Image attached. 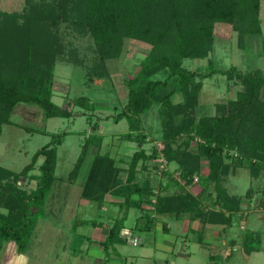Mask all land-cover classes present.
Returning a JSON list of instances; mask_svg holds the SVG:
<instances>
[{"label":"trees","instance_id":"1","mask_svg":"<svg viewBox=\"0 0 264 264\" xmlns=\"http://www.w3.org/2000/svg\"><path fill=\"white\" fill-rule=\"evenodd\" d=\"M259 13L260 0H26L21 12L0 11V136L4 124H17L11 114L19 102L36 104L45 117L70 118L75 114L73 106L82 109L92 131L81 145L67 180L76 181L90 147H95L80 198L102 208L108 195L115 197L120 213L98 241L104 262L117 252V245L127 243L122 230L130 209L140 213L132 227L136 231L151 229L155 216L180 219L184 214L190 222L201 220L225 231L233 214L242 213V203L251 202L254 188L234 194L224 182L238 168H248L253 178L264 172V72L259 68H218L212 60L207 71L199 72L185 67L184 60L209 55L217 22L237 30L240 45L246 36L260 34ZM62 26L92 40L94 57L86 68L90 82L110 75L107 61L120 57L125 39L149 45L138 70L124 80L126 101L112 117L114 121L126 119L128 128L121 137L137 143L126 169L109 153L100 152L103 137L97 132V121L91 122L96 104L89 96L73 97L62 106L52 100L59 58L68 54L69 63L84 64L74 57V47L61 42ZM214 74L236 79L242 87L235 97L215 103L213 114L198 116L195 108L203 79ZM176 93L181 94V100L174 103ZM154 103L158 104L163 144L160 152L167 165L174 164L172 170L178 179L169 169L159 171L157 163H149L160 153L145 146L148 137L141 114ZM66 134H50L49 142L19 171L0 165V248L8 240L15 242L18 253L29 247L36 220L57 178V146ZM38 158V172L30 173ZM203 161L208 169L205 175L201 173ZM151 168L158 170L155 183L149 177ZM140 171L145 174L139 175ZM194 175L204 183L197 194L187 188L194 183ZM21 177L34 179L35 186H21ZM259 203L264 207V198ZM81 223L84 220L74 219V227ZM92 224L103 222L93 220ZM164 230L168 228L164 226ZM190 231L197 233L195 241L203 243L202 230L189 225ZM242 240L246 253L260 250L258 232L247 231ZM122 262L134 264L126 258Z\"/></svg>","mask_w":264,"mask_h":264},{"label":"rangeland","instance_id":"2","mask_svg":"<svg viewBox=\"0 0 264 264\" xmlns=\"http://www.w3.org/2000/svg\"><path fill=\"white\" fill-rule=\"evenodd\" d=\"M17 3L16 0L12 2L15 5ZM25 4L26 0L23 8ZM23 8L5 7L0 4V9L7 10L6 12H21ZM259 17L261 33L246 36L242 45L239 44L237 30L230 24L217 22L213 48L209 55L205 58L185 59L184 66L190 70L205 72L210 68L209 60H212L214 67L218 68L227 69L233 66L241 71L259 68L264 72V0H260ZM61 31V42L74 47V57L82 59L84 64L80 66L74 62L69 63L66 60L69 59L68 54L67 57L65 55L59 58L55 65L52 100L62 106L73 97L89 96L96 104L91 122L97 121V132L103 137L100 152L109 153L115 157L118 165L126 169L131 154L137 149V143L121 137L128 128L126 119L114 121L112 117L121 110L126 101L124 80L138 70L139 62L148 52L149 45L139 40L125 39L120 57L107 61L110 75L90 82L86 68L94 57L92 40L88 36L73 34L63 29V26ZM202 83L195 108L198 116L213 114L215 103L235 97L242 87L236 79H227L221 74L206 77ZM172 100L174 103L179 102L181 94L176 93ZM73 110L75 114L70 118L45 117L42 109L36 104L19 102L11 114V119L17 124H4L2 127L0 165L13 171H19L29 163L33 153L49 142L50 134L61 131H66L67 134L57 146V178L48 192L44 211L36 220L29 247L24 253H18L13 240L3 241L0 248V264H123L125 258L134 264H264V207L259 203L260 199L264 198V172L253 178L245 167L231 172L224 185L234 194L244 193L251 186L255 194L249 204L245 201L242 203V213L233 214L226 231L219 227H209L219 233L215 239L211 237L215 236L216 232L212 236L209 233L210 237L199 243L195 241L196 232L183 231L188 218L176 219L164 215L170 226L169 231L146 233L134 230L130 242L117 245V252L112 253L104 262V252L97 241L104 238L107 227L105 224L95 227L92 221L110 223L113 217L120 214L119 208L110 205L103 210L95 202L80 198L82 182L96 152L95 147H90L76 181L70 183L67 180L81 145L92 131L90 122L81 114L82 109L73 106ZM157 111L158 104L154 103L147 112L141 114L143 128L148 137L145 145L148 151L151 147L159 151L162 144ZM40 161L41 158H38L30 173L38 172L37 165ZM163 162L164 159L159 156L149 161L150 166L157 163L159 171ZM173 167L174 164H169L167 170L178 179V173L172 170ZM158 170L150 169L149 177L154 183L158 178ZM207 170V164L203 161L201 173L205 175ZM144 174V171L139 173ZM19 184L34 187L35 180L21 177ZM203 185V181L198 178L187 188L197 194ZM74 219L84 220V223L74 227ZM134 219L135 210L131 209L122 232L128 230ZM195 221H188V225L194 226ZM250 230L261 235L260 250L246 253L242 239L244 233ZM136 240H142L143 244L135 243ZM222 240L224 242L221 244ZM231 240H234V243H231ZM210 254L214 257L211 258Z\"/></svg>","mask_w":264,"mask_h":264},{"label":"crops","instance_id":"3","mask_svg":"<svg viewBox=\"0 0 264 264\" xmlns=\"http://www.w3.org/2000/svg\"><path fill=\"white\" fill-rule=\"evenodd\" d=\"M12 2H14L15 0H11ZM10 0H0V4H2L3 6H5V7H22L23 8V6H24V1L25 0H16V2L18 1V3L15 5V4H12V2H11ZM11 2V3H10ZM20 2H21V4H20ZM9 4H11V5H9ZM20 4V5H19ZM0 10H2V9H0ZM2 11H7V10H2ZM81 200H85V199H81ZM106 200H107V202L103 205V210L104 209H107V206H110V205H113V206H117L116 205V201L118 200L117 198H115V197H111V196H107L106 197ZM87 201V200H86ZM110 201H113V202H110ZM118 207V206H117ZM118 211H119V209H118ZM131 211V209L129 210V212ZM129 212H128V214H129ZM140 213L139 212H137V211H135V219H136V217L139 215ZM164 215H160V216H155L154 218H155V220H154V225H153V227L151 228V229H149V230H146V231H139V232H146V233H151V232H155V231H160V230H162V231H165L164 230V226L166 227V228H168V230L167 231H169L170 230V226H169V224H168V222L164 219V217H163ZM184 216H187V215H183L180 219H186V218H188V216L187 217H184ZM172 218H175L174 216H171ZM135 219H134V222H133V224L130 226H128V230L126 229V230H124L123 232H122V234L125 236V237H127V241L128 242H130V236H133V234H134V230H132V227H133V225H134V223H135ZM177 219V218H176ZM188 219H186V224L183 226V231H187V229H188ZM103 222V221H102ZM194 222V221H193ZM196 222V224L193 226V225H190V227L191 228H193V230H196V231H200V230H202L203 231V235H204V239H206V238H208V237H210V235L212 236L213 235V233L214 232H216L215 230H213V229H210L209 227H212V226H210V225H207V224H204L201 220H196L195 221ZM103 224H105V226L108 228V225H109V222L106 224V223H104L103 222ZM102 224V225H103ZM102 225H97V226H100V227H102ZM96 227V226H95ZM213 228V227H212ZM136 231V230H135ZM226 231V230H225ZM209 233H211L210 235H209ZM215 234V233H214ZM219 235V233H217L216 232V234H215V236H213V237H211V238H213V239H215L216 238V236H218ZM103 239V237L101 238V239H98V241H100V240H102ZM155 240V239H154ZM98 241H97V244H98ZM127 242V243H128ZM224 241L222 240V242H221V244L223 243ZM135 243H140L141 245L143 244V242H142V240H136L135 241ZM99 245V244H98ZM100 246V245H99ZM101 247V246H100ZM102 248V247H101Z\"/></svg>","mask_w":264,"mask_h":264},{"label":"built area","instance_id":"4","mask_svg":"<svg viewBox=\"0 0 264 264\" xmlns=\"http://www.w3.org/2000/svg\"><path fill=\"white\" fill-rule=\"evenodd\" d=\"M162 146H163V144H161V147L159 148L160 150H161ZM160 150H159V153H160L159 157H162V158L164 159V157L162 156ZM160 167H161L163 170H167V164H166L165 159H164V162L162 163V165H160ZM197 180H198V177H197L196 175H194V177H193V182H196Z\"/></svg>","mask_w":264,"mask_h":264}]
</instances>
